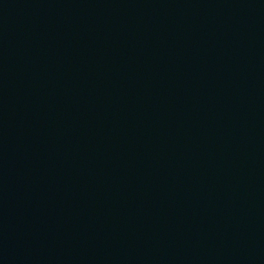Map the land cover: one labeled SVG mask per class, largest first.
<instances>
[{
  "label": "water",
  "instance_id": "obj_1",
  "mask_svg": "<svg viewBox=\"0 0 264 264\" xmlns=\"http://www.w3.org/2000/svg\"><path fill=\"white\" fill-rule=\"evenodd\" d=\"M0 264H264V0H0Z\"/></svg>",
  "mask_w": 264,
  "mask_h": 264
}]
</instances>
